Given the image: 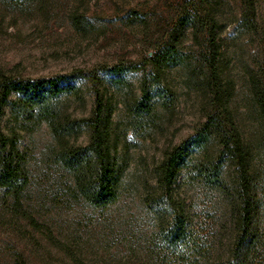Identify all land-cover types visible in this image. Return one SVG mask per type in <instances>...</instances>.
I'll use <instances>...</instances> for the list:
<instances>
[{"label": "rangeland", "instance_id": "rangeland-1", "mask_svg": "<svg viewBox=\"0 0 264 264\" xmlns=\"http://www.w3.org/2000/svg\"><path fill=\"white\" fill-rule=\"evenodd\" d=\"M184 1L0 0V77L70 76L77 91L57 104L61 117L77 119L90 117L99 87L108 142L121 175L118 201L106 208L91 206L58 160L63 148L89 144L90 131L85 127L59 137L47 122L28 119V110L13 94L2 125L24 156L30 184L18 200L0 188V264H157L158 219L146 203L157 189L156 168L169 148L194 134L207 113L221 106H227L248 143L258 192L256 222L263 230L264 129L250 77L257 73L264 85V0H257V32L237 21L239 0H213L221 5L222 22L216 45L222 48L217 60L222 90L221 101L215 102L207 87L204 59L211 49L204 36L195 38L191 28L185 29L183 65L161 69L149 60L166 46ZM129 62L141 70L127 73L121 83L113 81L110 69ZM93 76L98 78L94 82ZM158 77L161 87L171 90L168 104L159 97ZM145 85L152 106L145 113L132 111ZM232 169L225 171L227 180ZM178 179L175 197L193 224L212 238L222 233L229 243L232 224L224 197L203 186L192 165Z\"/></svg>", "mask_w": 264, "mask_h": 264}, {"label": "trees", "instance_id": "trees-1", "mask_svg": "<svg viewBox=\"0 0 264 264\" xmlns=\"http://www.w3.org/2000/svg\"><path fill=\"white\" fill-rule=\"evenodd\" d=\"M23 1V0H11ZM213 0H185L177 13L176 26L167 35V44L149 57L156 66L183 65L188 55L182 50L181 38L185 29L191 28L195 38L204 36L210 55H205L209 69L208 86L213 92V101H221L218 84L220 75L218 44L220 21L219 3ZM240 26L252 32L258 31L259 6L257 0H239ZM216 3V4H215ZM142 66L129 62L110 69L113 81L121 83L125 75L141 70ZM84 77L80 71L78 74ZM78 77V76H77ZM65 75L49 78L0 77V188L6 197L20 199L29 186V174L24 156L18 145L4 131L2 119L13 94L19 97L20 105L28 110V119L37 117L50 125L55 135L61 137L87 128L90 140L87 145H71L58 154L73 178L74 189L91 206L106 208L116 203L120 192V171L109 146L110 130L105 117L106 103L101 89L95 87V105L89 118L77 119L60 116L58 101L70 91H77ZM93 82L97 76L92 77ZM252 95L259 108L264 129V85L259 75L253 74ZM159 97L170 103L172 93L165 88L160 78ZM149 89L145 85L140 98L132 104V111L145 113L151 108ZM221 106V105H219ZM264 143V132L261 134ZM197 155V157H195ZM196 161H189L190 158ZM192 165L195 177L203 186L224 197V206L231 218L229 243L222 233L206 236L188 217L180 199L175 197L176 186L182 170ZM232 167V180L224 176ZM248 143L238 122L221 106L209 112L206 121L182 143L165 152L163 161L156 168V191L146 197L149 209L158 219L157 238L159 252L157 264H264V228L259 229L257 220L258 192L252 173Z\"/></svg>", "mask_w": 264, "mask_h": 264}]
</instances>
